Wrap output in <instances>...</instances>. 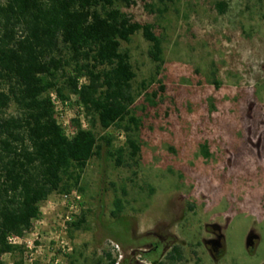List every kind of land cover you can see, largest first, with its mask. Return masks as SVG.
Listing matches in <instances>:
<instances>
[{"label": "rangeland", "instance_id": "1", "mask_svg": "<svg viewBox=\"0 0 264 264\" xmlns=\"http://www.w3.org/2000/svg\"><path fill=\"white\" fill-rule=\"evenodd\" d=\"M135 2L123 11L154 26L163 64L142 33L122 42L137 75L139 126L96 131L115 149L131 138L141 152L132 159L128 148L119 163L105 146L85 169L83 193H69L81 195L72 222L84 213L82 229L65 228L68 203L58 193L21 246L35 263L63 255L59 264H109L111 255L117 264H264V0ZM71 100L56 108L70 135L82 116L91 127ZM215 226L226 234L218 259L206 243L221 233Z\"/></svg>", "mask_w": 264, "mask_h": 264}, {"label": "trees", "instance_id": "2", "mask_svg": "<svg viewBox=\"0 0 264 264\" xmlns=\"http://www.w3.org/2000/svg\"><path fill=\"white\" fill-rule=\"evenodd\" d=\"M133 4L135 0H0V264L5 255H19L14 264H24L23 246L8 238L24 237L53 195L75 188L83 193L85 169L105 146L119 163L128 148L132 159L140 154L137 141L129 138L126 147L115 149L113 137L96 131L129 133L132 125L139 126L134 115L137 75L122 42L142 33L151 43L153 61L163 64L162 40L154 26L123 11ZM217 9L223 14L226 4ZM53 93L65 105L76 97L91 127L76 119L68 134L57 119ZM85 220L82 213L69 226L79 231Z\"/></svg>", "mask_w": 264, "mask_h": 264}, {"label": "built area", "instance_id": "3", "mask_svg": "<svg viewBox=\"0 0 264 264\" xmlns=\"http://www.w3.org/2000/svg\"><path fill=\"white\" fill-rule=\"evenodd\" d=\"M52 98H53V100L56 104V108H57V105L61 102L57 99L56 94H52ZM81 123H83L84 128H86L84 125L85 124L84 116H82V118H81ZM63 199H64V201H66L68 203L67 207L69 209V212L65 217V223H64L65 228H67V224L72 222L74 214H76L78 212V204H76V202L81 200V195H79L77 192H73L72 194L68 193V194L63 195ZM8 239H9V242L11 244H14V245H21V243L23 241V237L20 238V237L10 236ZM29 249L32 250L33 247H31ZM60 256L62 257L63 255H60ZM60 256H58V257L49 256L48 260H45L44 257H41L40 261H41V264H59L61 261ZM35 260L36 259H34L33 254L30 253V251L25 252L24 264H36Z\"/></svg>", "mask_w": 264, "mask_h": 264}, {"label": "flooded vegetation", "instance_id": "4", "mask_svg": "<svg viewBox=\"0 0 264 264\" xmlns=\"http://www.w3.org/2000/svg\"><path fill=\"white\" fill-rule=\"evenodd\" d=\"M215 228H220L221 233H219V235L215 239H210V240L206 241V243H207L208 249L212 253V256L215 259H218V256H220L225 251L226 234H225V230L222 227L215 226ZM250 238H251V240L249 241ZM257 241H258V237L250 236L248 238L247 247L249 249L255 250ZM138 264H143V263H138ZM160 264H166V263H160Z\"/></svg>", "mask_w": 264, "mask_h": 264}, {"label": "water", "instance_id": "5", "mask_svg": "<svg viewBox=\"0 0 264 264\" xmlns=\"http://www.w3.org/2000/svg\"><path fill=\"white\" fill-rule=\"evenodd\" d=\"M251 240V238L249 239V241Z\"/></svg>", "mask_w": 264, "mask_h": 264}]
</instances>
